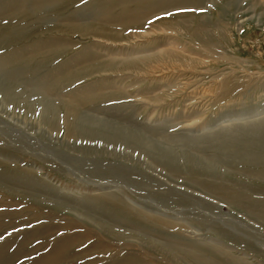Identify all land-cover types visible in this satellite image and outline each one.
Instances as JSON below:
<instances>
[{
  "label": "rangeland",
  "instance_id": "obj_1",
  "mask_svg": "<svg viewBox=\"0 0 264 264\" xmlns=\"http://www.w3.org/2000/svg\"><path fill=\"white\" fill-rule=\"evenodd\" d=\"M77 1L67 0L66 3L70 4L72 8L62 9L64 18L59 19L63 21L57 19L54 13L50 14V17H52L48 21L49 23L46 22L39 28L27 30L21 36L0 44V79H2L1 76L5 75L4 73L15 67L16 63L14 64V62L32 56L36 50L42 47L45 52H49L50 49V52L55 51L57 48L59 50L55 51L58 52L56 56L50 59L44 67L38 68L36 63L29 65V69L24 75L26 87L33 88V84L44 79L46 74L49 76L52 70L67 66L73 61L74 56L83 49H94L93 51L96 49L95 52L105 56H125L124 53L130 50H135L137 53L140 51L149 53L151 46L158 47L156 48L158 50L168 40H174V42L179 43L180 47H185L187 55V61L182 66L178 65L175 70L145 74L147 69H145L144 64L138 63L135 70H128L129 73L127 70L122 69V71L118 69L103 70V72L98 71L99 73L96 71L97 73L80 75V77L72 80L73 82L65 83L60 89L61 93L53 91L50 97L55 100L56 97L66 96L73 90L85 92L90 88L101 87L102 89L104 87L102 91L109 96V99L97 105L96 108H101L97 114L102 115L101 117H108L117 123L126 124L131 129L136 128L138 132L140 131V133L152 139L159 141L163 138L162 143L170 148L168 151L176 159V164L173 167H167V165H164L166 162L164 163L156 156L154 157L149 152L146 155V151H140V149L128 146L125 143H110L101 138L84 137L78 138V140L68 137L63 122L64 112L60 109V106L56 112L60 121V129L58 130L45 123L42 105H36L32 109L19 108L8 101L5 95L0 92V110L8 113V115H3L4 112L0 111V264H38V261L41 260L40 264L46 262V264L48 262L50 264H55L54 262L56 264L58 262V264H88L90 261L102 258L99 264H109L108 261L113 257L121 256L120 258H123L133 252L136 253L138 258L140 257V260L143 258L142 261H145L146 264H198L192 262L191 257L184 251L179 253L181 262L174 261L164 254L148 253L140 245L142 239L144 241H147V239H157L159 241L165 239L167 242L180 243L188 249L198 248L199 239H204L206 242L216 244L220 249V254L225 253L232 258H228L226 262L222 259L225 257L213 254L211 256L213 260L215 259L218 262L221 260L223 264H236L235 260L239 256V259L245 258L252 264H264V216L257 210L264 206V178L257 176L258 173L264 172V159L255 164H242L240 160L235 158L234 151L214 144L215 140L210 139L211 135H209V140L205 139L206 141L204 139L191 140L193 137L204 138L205 136L200 135L205 132H208V134L223 132V129H226L222 128L223 125L251 124L252 122L255 123L257 116H259L258 118H264L262 116L264 115V0H205L203 3L205 9L194 7L176 9L170 11L171 15L162 13L153 17L148 22L149 25L147 23V27H145V31L150 33L147 37H138L134 40L132 36H129L132 35L130 30L127 31V38L115 41L96 38L91 34H78V32L72 34L70 31L55 27V23L61 25V22L66 20L65 18H67L69 12L77 11L89 0H81L74 6L73 3ZM18 2L20 0H0L1 31H3L2 27L7 25L10 17L14 15L15 9L19 7ZM194 14L196 17H194ZM197 16H204V24H207H205L207 32H202V35L199 33L201 31L197 29ZM7 17L9 18L7 19ZM178 19H180V24L184 20L188 21V25L193 27L191 29L198 30L199 39L203 36L201 38L205 40V43L201 39L197 41L190 36V32L185 30L183 24L181 26L177 24L176 20ZM173 24H176V26ZM223 25L225 27L228 25V28L226 27L225 30ZM210 30L212 33L209 32ZM1 31L0 34H3L4 32ZM97 41L100 43H97ZM61 47H64V49H60ZM111 71L113 72L111 73ZM48 79L51 80L52 78ZM50 82L52 83V81ZM83 88L85 89L83 90ZM111 88L115 93L110 90ZM35 97L37 95L31 99ZM233 136V139L238 140L236 142L245 140L242 131H236ZM226 137L224 134L221 138ZM6 143L8 144L6 145ZM194 143L195 146L193 147ZM196 146H202L203 149L198 152ZM85 147L86 150H84ZM72 148H76L77 151H72ZM253 151L256 154L258 153L257 155L261 159L264 157L263 148L255 147ZM206 155L211 159L214 157L215 162H217H213L211 174H205L206 176L192 175L190 170L192 165L198 163L200 157H207ZM3 157L8 158L7 161ZM159 164H161L160 167ZM180 164L182 165L180 166ZM12 167L14 168L12 169ZM12 170L15 173L18 170V172L15 174L12 173ZM29 179H33V182ZM108 181L110 183L115 182L114 184L118 185L114 189L119 192L118 195L126 204L129 205L130 203L129 208L132 210L133 215L128 213L111 215V207L104 203L103 197L101 198L102 195L99 194L105 192ZM207 181L225 187L230 186L232 189L240 186L239 188L243 190L245 196L256 200V203L253 202V210L245 206L230 204L227 200L218 197L217 194L205 190L201 184ZM23 186H25V190ZM99 186L104 188L98 189ZM242 186L244 187L242 188ZM201 198L205 201L200 202ZM93 199L97 203H94L96 201ZM89 201L93 204H90ZM64 203H72L75 208H78L79 212L91 216L95 222L120 225L119 229L124 233V238L118 241L117 238L103 235L92 222L88 223L81 219L75 209L63 207ZM63 216H66L64 221L61 220ZM139 216L146 219L140 220ZM113 218L117 221L112 220ZM157 218L170 221L171 224L174 223L175 225L172 224V227L167 228L165 225L155 224L153 220L155 221ZM61 225L65 229L60 230ZM88 228L94 229L100 235L97 237L92 236L93 238L89 237L86 232ZM156 229L161 231L159 232ZM183 229L191 233L195 232V234L192 233L193 235H191L188 232V234L190 233L189 237L186 233H184L186 237L180 236V234H183ZM170 230L173 231V234L182 232L179 236H170ZM71 235H79L81 240L77 243L76 248L72 249L71 247L67 251L65 255H69L64 256V260L60 258V261L63 260L62 262L57 258L56 261V259L48 257L51 253L48 254L47 252H53L49 249L55 248L59 241L64 243L66 238ZM24 239L26 240L24 241ZM18 243L20 244L18 245ZM26 246L27 248H25ZM93 247L94 249H92ZM107 248L110 251L108 253L103 252ZM82 250L86 251L82 253ZM78 251H81V254L80 252L78 254ZM41 254L48 257L44 263V256ZM69 257L72 258L69 259ZM230 260L234 261L231 262Z\"/></svg>",
  "mask_w": 264,
  "mask_h": 264
},
{
  "label": "bare ground",
  "instance_id": "obj_2",
  "mask_svg": "<svg viewBox=\"0 0 264 264\" xmlns=\"http://www.w3.org/2000/svg\"><path fill=\"white\" fill-rule=\"evenodd\" d=\"M6 1V0H5ZM20 0L19 7L15 9L16 11L14 12V15L10 17V19L7 22V25L2 27L1 32H4L1 38H0V44L3 42H7L8 40L12 38H17L27 32V30H30L32 28H39L40 26H43L44 24L49 23L48 21L51 19L50 14H55L57 19L63 17L64 18V11L66 9H69L70 4L68 5L67 0ZM81 0H78L75 4L79 3ZM85 1V0H84ZM83 1V2H84ZM205 0H89L85 5H82L80 9L77 11H74L73 13L69 12L66 20L64 22H61L62 24L59 25L55 23V27L61 30H66L74 33H81V34H91L95 36L96 38H102L106 40H122L123 38H127L128 34L127 31L131 30V34L129 36H132V38H138V37H147L149 36L150 33H147L145 31L146 24L153 18L156 17L162 13H170V11H174L176 9H187V8H197V9H202L204 8L203 3ZM212 1V0H211ZM254 1V0H253ZM74 2V1H73ZM207 2V1H206ZM231 2V1H230ZM224 3V2H223ZM81 4V3H80ZM66 5H68L66 7ZM79 5V4H78ZM258 5V3H257ZM73 6V7H74ZM77 6V5H76ZM17 7V6H16ZM229 7V6H228ZM227 7V8H228ZM233 7V6H232ZM72 8V7H71ZM79 8V7H78ZM1 9V7H0ZM63 9V10H62ZM205 9V8H204ZM29 10V11H28ZM62 10V11H61ZM10 11V10H9ZM13 11V10H12ZM66 12V11H65ZM190 12V11H189ZM10 13V12H9ZM188 13V12H187ZM186 13V14H187ZM193 13V12H191ZM5 15V14H4ZM166 16V14H164ZM182 15V14H181ZM190 15V14H189ZM193 15V14H192ZM195 15V14H194ZM202 15V14H201ZM9 16V15H8ZM199 16V15H198ZM197 16V17H198ZM2 17V15H1ZM54 17V16H53ZM184 15L182 16V18ZM196 17V15L194 16ZM5 18V16H4ZM9 17H7L8 19ZM62 18V19H63ZM160 19V17H158ZM168 18V17H167ZM173 18V17H171ZM181 18V17H180ZM192 18V17H190ZM209 18V17H208ZM221 18V17H220ZM198 22L194 20V22L197 23V29L200 30V34L202 32L206 33L207 30L205 28L204 24V16H200L197 18ZM54 20V19H52ZM51 20V22H53ZM61 20V19H59ZM207 20V19H206ZM205 20V21H206ZM55 21V20H54ZM63 21V20H61ZM162 21V20H161ZM171 21V20H170ZM180 19L176 20L178 22L177 24L185 27V30L190 32V36H192L195 40L198 41L199 39V34L197 33L198 30H193L191 28V25H188V21H183L181 24L179 23ZM173 22V21H172ZM175 22V23H176ZM193 22V23H194ZM207 22V21H206ZM219 22V21H218ZM223 22V21H222ZM168 23V22H167ZM209 23V22H208ZM151 24V23H150ZM217 24V21H216ZM149 25V23H148ZM162 25V24H161ZM159 25V26H161ZM164 25V24H163ZM166 25V24H165ZM174 25V24H173ZM207 25V24H206ZM171 26V25H170ZM169 26V27H170ZM176 26V24L174 25ZM173 26V27H174ZM209 26V25H208ZM225 30L226 27L228 28V25L225 27L223 25ZM172 27V28H173ZM183 28V27H182ZM195 28V26H194ZM209 28V27H208ZM1 29V28H0ZM153 29V28H152ZM210 29V28H209ZM220 29V27H219ZM53 30V29H52ZM179 30V29H178ZM177 30V31H178ZM221 30V29H220ZM6 31V32H5ZM158 31V30H156ZM224 31V30H223ZM41 32V31H40ZM51 32V31H50ZM160 32V31H159ZM209 32L212 33L210 30ZM175 33V32H174ZM223 33V32H221ZM225 33V32H224ZM37 34V33H36ZM35 34V35H36ZM181 34V33H180ZM189 34V33H188ZM4 35V36H3ZM127 35V36H126ZM202 35V34H201ZM200 35V36H201ZM210 35V33H209ZM90 37V35H88ZM184 36V35H183ZM182 36V37H183ZM187 36V35H186ZM189 36V37H190ZM212 36V35H211ZM222 36V35H221ZM83 37V36H82ZM168 37V36H167ZM172 37V36H171ZM203 38V36H201ZM200 37V39L205 43V40H203ZM58 38V37H57ZM94 38V37H93ZM206 38V37H205ZM38 39V38H37ZM60 39V38H58ZM182 39V38H181ZM185 39V38H184ZM199 39V40H200ZM209 40V38H207ZM212 39V38H211ZM216 39V37H215ZM22 40V39H21ZM135 40V39H134ZM142 40V39H141ZM168 40V39H167ZM11 41V40H10ZM18 41V40H17ZM31 41V40H30ZM129 41V40H128ZM176 41V40H175ZM185 41V40H184ZM214 41V40H213ZM46 42V41H45ZM112 42V41H111ZM191 42V41H190ZM195 42V41H194ZM215 42V41H214ZM15 43V42H13ZM97 43H100L97 41ZM104 43V42H103ZM155 43V42H154ZM38 44V43H37ZM193 44V42H192ZM6 45V44H5ZM9 45V44H8ZM62 45V44H61ZM97 45V44H96ZM212 45V44H211ZM1 46V45H0ZM186 46V45H185ZM213 46V45H212ZM45 47V46H44ZM43 48V47H42ZM38 49L36 50L32 56H29L28 58H21L19 61L14 62L15 67H13L10 71L4 73L5 75L1 76L2 79H0V92H2L6 99L10 101L12 104L19 108H27V109H32L36 105H42L43 107V115L46 120L45 123H47L51 128L53 129H60V121L57 112V108L60 106L64 112V126H65V131H66V136L78 139V138H101L104 141L110 142V143H125L128 146L134 147L136 149H140L146 151V155L149 152L150 154L156 156L159 160L163 161L167 165V167H173L176 163V159L171 155V152L168 151L170 148L166 147L167 145L164 146V143H162L163 138L161 140L157 139H152L149 136H146L140 131L138 132L135 129L129 128L128 125L126 124H120L117 123L108 117H101L97 114L98 110L101 108H96L98 107L97 105L104 102L105 100L109 99V96L102 91L101 87L99 88H90V90H87L85 92L81 91H70L68 95L64 96H59L58 98L56 97L55 100H53L50 96V94L53 91H58L61 93L60 89L62 88L65 83H71L72 80H75L76 78L80 77V75H87L93 72H103V70H109V69H118V70H135L137 67L136 65L138 63L144 64L145 69L147 71L145 74L148 73H164L165 70H175L178 68V65H183L185 61H187V55H186V50L185 47L182 48L180 47L179 43L168 40L166 43L161 45V49H156L158 47L151 46L149 49V53H143V52H136L135 50H130L127 53H124L125 56H105V55H100L98 52L93 51L94 49H83L80 51V53H77L76 56H74L73 61L68 64L67 66L64 67H59L57 69H54L50 72L49 76L46 74V77L44 79L39 80L37 83L33 84L32 87H26L27 85L25 84V79L24 75L28 71V67L31 63H36V66L38 68L44 67L47 62L54 58L58 52L59 49L57 48L53 52H45L43 49ZM53 48V47H52ZM64 49V47H61L60 49ZM182 48V49H181ZM49 49V48H48ZM55 49V48H54ZM52 49V50H54ZM204 49V48H203ZM47 50V49H46ZM15 51V50H14ZM19 51V50H18ZM100 51V49H99ZM194 51V50H193ZM13 52V51H12ZM102 53V52H101ZM115 53V52H114ZM113 53V54H114ZM10 54V53H9ZM20 54V53H19ZM8 55V54H7ZM107 55V54H106ZM22 56V55H20ZM26 57V56H25ZM4 58V57H3ZM107 60L106 62H104ZM190 61V60H189ZM188 61V62H189ZM20 62V63H19ZM192 62V61H191ZM13 63V62H12ZM51 63V62H50ZM187 63V62H186ZM193 64V63H192ZM17 65V66H16ZM197 65V64H196ZM195 65V66H196ZM143 66V65H142ZM184 67V66H183ZM186 67V65H185ZM194 67V66H192ZM191 67V68H192ZM200 67V66H199ZM139 68V67H138ZM180 68V67H179ZM196 69V68H195ZM199 69V68H198ZM102 70V71H101ZM121 70V71H122ZM144 70V69H143ZM183 70V69H182ZM128 71V73H129ZM141 71V70H140ZM137 71V72H140ZM41 72V71H40ZM96 72V73H97ZM113 71H111L112 73ZM99 73V72H98ZM119 73V72H118ZM136 73V72H134ZM166 73V72H165ZM108 74V73H107ZM186 74V73H185ZM128 75V74H127ZM134 75V74H133ZM136 75V74H135ZM83 77V76H82ZM48 78H52L49 80ZM126 79V78H125ZM80 80V79H79ZM52 81V83L50 82ZM229 81V80H227ZM73 82V81H72ZM75 82V81H74ZM111 84V83H110ZM109 84V85H110ZM30 85V84H29ZM100 85V84H98ZM104 85V84H103ZM106 85V84H105ZM101 86V85H100ZM86 88V87H85ZM83 88V90L85 89ZM113 88V87H112ZM112 88L110 89L112 91ZM87 89V88H86ZM117 89V87H116ZM115 89V91H116ZM81 90V89H80ZM106 90V89H105ZM114 90V89H113ZM118 91V90H117ZM108 92V91H107ZM113 92V91H112ZM115 93V92H113ZM34 99H31L32 97L36 96ZM112 95V94H111ZM151 95V94H150ZM115 96V95H114ZM112 97V96H111ZM126 97V96H125ZM124 97V98H125ZM147 98V97H146ZM122 99V98H121ZM116 100V99H115ZM155 100V99H154ZM110 101V100H109ZM7 105V104H6ZM9 105V104H8ZM154 105V104H153ZM126 106V105H125ZM89 107V109H87ZM118 107V106H117ZM115 108V107H113ZM123 108V107H121ZM128 108V107H126ZM4 109V108H3ZM40 109V108H39ZM59 109V108H58ZM119 110V109H117ZM123 110V109H122ZM139 110V109H138ZM1 112H4L0 110ZM121 111V110H120ZM129 111V110H128ZM122 112V111H121ZM127 113V111H126ZM129 114V113H128ZM263 114V113H262ZM3 115H8L7 111L4 112ZM125 115V114H124ZM130 116V115H129ZM264 117V115H262ZM126 117V116H125ZM259 116L256 117L255 123H242V125H223L222 128L223 132H219L216 134H208L202 133L200 136H205L204 138L201 137H193L191 138L192 141L198 140V139H207L209 140V135H211L210 139H214L216 145L222 146V148L227 149V150H232L235 152V158L240 160V162L247 163V164H255L258 161H262L264 157L261 159L253 149L255 147H260L264 149V118H258ZM261 117V115H260ZM114 119V118H112ZM115 120V119H114ZM135 120V119H134ZM230 121V120H228ZM134 122V121H133ZM231 124V123H230ZM147 127V126H146ZM164 127V126H163ZM145 128V127H144ZM162 128V126H161ZM9 130V129H8ZM15 130V129H14ZM13 130V131H14ZM17 130V129H16ZM152 130V129H151ZM155 130V129H154ZM159 130V129H158ZM219 130V129H218ZM221 130V129H220ZM7 131V130H6ZM161 131V130H160ZM217 131V130H216ZM236 131H242L243 132V137L245 140H241L239 142H236L238 140L233 139ZM211 132V131H210ZM10 133V132H9ZM152 133V132H151ZM155 133V132H154ZM224 134L227 136L226 138H221L224 136ZM2 135V134H1ZM24 135V134H23ZM149 135V134H148ZM152 135V134H151ZM30 136V133H29ZM156 136V135H155ZM230 136V137H229ZM21 137V136H20ZM176 137V136H174ZM180 137V136H179ZM182 137V136H181ZM154 138V137H153ZM159 138V139H160ZM186 138V137H184ZM190 138V137H189ZM236 138V137H235ZM68 139V138H67ZM167 139V138H166ZM165 139V140H166ZM179 139V138H178ZM177 139V140H178ZM181 139V138H180ZM188 139V137H187ZM1 140V139H0ZM7 140H9L7 138ZM6 140V141H7ZM15 140V139H14ZM69 140V139H68ZM79 140V139H78ZM164 140V141H165ZM4 141V139H3ZM12 141V140H11ZM83 141V140H82ZM169 141V140H168ZM167 141V142H168ZM183 141H185L183 139ZM206 141V140H205ZM257 141V142H256ZM13 142V141H12ZM20 142V141H19ZM197 142V141H196ZM204 142V141H203ZM202 142V143H203ZM188 143V142H187ZM186 143V144H187ZM8 143H6L7 145ZM11 144V142H10ZM16 144V143H15ZM201 144V143H199ZM21 145V144H20ZM25 145V144H24ZM27 145V144H26ZM46 145V144H45ZM87 145V144H86ZM182 145V144H181ZM197 145V144H196ZM53 146V145H52ZM184 146V145H183ZM195 146V143L193 147ZM241 146V147H240ZM8 147V146H7ZM12 147V146H11ZM17 147V146H16ZM119 147V146H118ZM187 147V146H186ZM196 151L200 152L201 149H203L202 146H196ZM205 147V146H204ZM6 148V147H5ZM23 148V147H22ZM42 148V147H41ZM69 148V147H68ZM91 148V146H90ZM9 149V147H8ZM20 149V148H19ZM39 149V148H38ZM44 149V148H43ZM42 149V150H43ZM73 149V148H72ZM74 148L72 151H77V149ZM82 149V148H81ZM133 149V148H132ZM187 149H189L187 147ZM71 150V149H70ZM86 150V147L85 149ZM81 150V151H84ZM98 150V149H97ZM106 150V149H104ZM14 151V150H13ZM79 151V150H78ZM80 151V152H81ZM95 151V150H94ZM126 151V150H125ZM186 151V150H185ZM12 152V151H11ZM16 152V151H14ZM36 152V150H35ZM52 152V151H51ZM91 152V151H90ZM205 152V151H204ZM203 152V153H204ZM44 153V152H43ZM77 153V152H75ZM96 153V152H95ZM94 153V154H95ZM80 154V153H79ZM91 154V153H90ZM89 154V155H90ZM106 154V151H105ZM126 154V153H125ZM193 154V153H192ZM18 155V154H17ZM81 155V154H80ZM85 155V154H84ZM92 155V154H91ZM90 155V156H91ZM110 155V154H109ZM179 155V154H178ZM182 155V154H181ZM185 155V154H184ZM196 155V154H195ZM203 156V155H202ZM207 156V155H206ZM117 157V156H116ZM5 158V157H3ZM2 158V159H3ZM55 158V157H54ZM75 158V157H74ZM121 158V157H120ZM208 158L207 157H200L198 163H195L191 167V173L192 175L194 174H200V175H209L211 174V166L213 162H215V158L212 157ZM8 159V158H7ZM5 158V161H7ZM12 159V158H10ZM85 159V158H84ZM119 160V158H118ZM133 160V159H131ZM182 160V159H181ZM4 161V160H3ZM9 161V160H8ZM11 161V160H10ZM13 161V159H12ZM62 161V160H61ZM84 161V160H83ZM136 161V160H135ZM264 161V160H263ZM132 162V161H131ZM138 162V161H136ZM183 162V161H182ZM185 162V161H184ZM13 163V162H10ZM71 163V162H70ZM100 163V162H99ZM134 163V162H133ZM161 163V162H160ZM217 163V162H215ZM224 163V162H223ZM9 164V163H8ZM101 164V163H100ZM189 164V163H188ZM193 164V163H190ZM13 165V164H12ZM117 165V164H116ZM135 165V164H134ZM182 164H180L181 166ZM71 166V165H70ZM85 166V165H83ZM118 166V165H117ZM161 164H159V167ZM252 166V165H251ZM75 167V166H74ZM78 167V166H77ZM178 167V166H177ZM219 167V166H218ZM14 167H12L13 169ZM80 168V167H79ZM121 168V167H120ZM186 168V167H185ZM84 169V168H83ZM122 169V168H121ZM135 169V168H134ZM153 169V168H152ZM177 169V168H176ZM240 169V168H239ZM16 170V167H15ZM76 170V169H75ZM89 170V169H88ZM96 170V169H95ZM127 170V169H126ZM166 170V169H165ZM180 170L184 171L183 169L180 168ZM78 171V170H77ZM93 171V169H92ZM104 171V170H103ZM177 171V170H176ZM240 171V170H239ZM251 171V170H250ZM259 171V170H258ZM14 170H12V173ZM18 172V170H17ZM16 172V173H17ZM84 172V171H83ZM90 172V171H89ZM15 173V172H14ZM15 173V174H16ZM85 173V172H84ZM91 173V172H90ZM134 173V172H133ZM185 173V171H184ZM9 174V173H8ZM19 174V173H18ZM173 174V173H172ZM186 174V173H185ZM190 174V173H189ZM219 174V173H218ZM251 174V173H250ZM257 174V173H256ZM7 175V174H6ZM93 175V174H92ZM95 175V174H94ZM123 175V174H122ZM125 175V174H124ZM134 175V174H132ZM137 175V174H135ZM188 175V174H187ZM205 175V176H206ZM214 175V174H213ZM211 175V176H213ZM220 175V174H219ZM225 175V174H224ZM12 176V175H11ZM20 176V175H19ZM120 176V175H119ZM256 176V175H255ZM258 177L260 176L261 178H264V172H260L257 175ZM7 177V176H6ZM179 177V176H175ZM215 177V175H214ZM221 177V176H220ZM19 178V177H18ZM21 178V177H20ZM131 178V177H130ZM169 178V177H168ZM172 178V177H171ZM209 178V176H208ZM217 178V177H216ZM224 178V177H223ZM256 178V177H255ZM147 179V178H146ZM2 180V179H1ZM24 180V176H23ZM31 179H29L30 181ZM130 180V179H128ZM127 180V181H128ZM188 180V179H187ZM224 180V179H223ZM231 181V178L229 179ZM236 180V179H235ZM14 181V180H13ZM33 182V179L31 180ZM135 181V180H134ZM193 181V180H192ZM195 181V180H194ZM214 181V180H213ZM216 181V180H215ZM225 181V180H224ZM5 182V181H4ZM3 182V183H4ZM132 182V181H131ZM198 182V181H197ZM202 182V181H201ZM223 182V181H222ZM234 182V180H232ZM18 183V182H17ZM20 183V182H19ZM29 183V182H28ZM115 183V182H114ZM110 183L108 181L107 187H105V192L99 193L101 194V198L103 197L104 203L107 204V206L111 207L110 211H112V216L114 215H123V214H131L132 210L129 208V205L125 203V201L122 200V198L118 195V191L115 190V187H118V185ZM148 183V182H147ZM195 183V182H194ZM199 183V182H198ZM237 183H239L237 181ZM261 183V181H259ZM23 184V183H22ZM32 184V183H31ZM139 184V183H138ZM223 184V183H222ZM236 184V183H235ZM242 184V183H241ZM239 184V185H241ZM3 185V184H2ZM198 185V184H197ZM203 185L204 189L211 192L212 194H217L218 197L220 196L221 198L227 200L230 204L240 205V206H245L247 208H252L253 210V202L256 203L255 199H249L247 196H245V193H243V190L241 188H230L225 187L223 185H220L218 183H214L211 181H207L205 183H202L201 186ZM243 185V184H242ZM12 186V185H11ZM15 186V185H13ZM20 186V185H19ZM18 186V187H19ZM29 186V185H28ZM33 186V185H32ZM255 186V185H254ZM4 187V186H3ZM16 187V188H18ZM24 190H25V186ZM131 187V186H130ZM145 187V186H144ZM244 186H242L243 188ZM250 187V186H249ZM248 187V188H249ZM14 188V187H12ZM22 188V187H20ZM33 188V187H32ZM104 187L99 186L98 189H102ZM138 188V187H137ZM146 188V187H145ZM257 188V187H256ZM3 189V188H2ZM19 189V188H18ZM34 189V188H33ZM245 189V188H244ZM247 189V185H246ZM245 189V190H246ZM255 189V188H254ZM22 190V189H21ZM248 190V189H247ZM246 190V191H247ZM251 190V189H250ZM33 191V190H32ZM39 191V190H38ZM37 191V192H38ZM101 191V190H100ZM256 191V190H255ZM261 191V190H260ZM12 192V191H11ZM10 192V194H11ZM40 192V191H39ZM260 193V192H259ZM17 194V192H16ZM15 194V195H16ZM19 194V192H18ZM253 194V193H252ZM164 195V194H163ZM205 195V194H204ZM100 197V196H98ZM97 197V198H98ZM250 197V196H249ZM11 198H13L11 196ZM18 198V197H17ZM211 198V197H210ZM251 198V197H250ZM261 198V197H259ZM43 199V198H42ZM222 199V200H223ZM262 199V198H261ZM3 200V199H1ZM6 200V199H5ZM8 200V198H7ZM6 200V201H7ZM44 200V199H43ZM53 200V199H52ZM95 200V199H93ZM199 201V199L197 198ZM48 201V200H47ZM55 201V200H54ZM96 201V200H95ZM203 201L202 198L200 202ZM205 201V200H204ZM203 201V202H204ZM264 201V200H263ZM34 202V201H33ZM90 202V201H89ZM14 203V202H13ZM22 203V202H21ZM30 203V202H27ZM38 203V202H37ZM93 204V202H90V204ZM94 203H97L94 202ZM101 203V202H100ZM1 204V202H0ZM40 204V203H39ZM99 204V203H98ZM97 204V205H98ZM206 204V203H205ZM260 204V203H259ZM262 204V203H261ZM46 205V204H45ZM65 208H70V209H75V211L78 213V216L83 219L85 222L88 223H93L96 225L101 233L107 237L111 238H117L120 241L121 239L124 238V233L120 231V225H113V224H108V223H98L92 220L91 216H88L86 214H82L79 212L78 208H75L72 203L63 204ZM101 205V204H99ZM103 205V204H102ZM25 206V205H24ZM62 206V205H61ZM79 206V205H77ZM92 206V205H91ZM231 206V205H230ZM5 207V206H4ZM8 207V206H7ZM11 207V206H10ZM14 207V206H13ZM21 207V206H18ZM53 207V206H52ZM101 207V206H99ZM106 207V206H105ZM107 207V208H109ZM41 208V207H40ZM82 208V207H81ZM98 208V206H97ZM104 208V207H101ZM239 208V207H238ZM42 209V208H41ZM47 209V208H46ZM92 209V208H91ZM95 210V209H94ZM99 210V208H98ZM256 210V209H255ZM258 212L264 216V206L257 209ZM46 211V210H45ZM48 211V210H47ZM53 211V210H52ZM92 211V210H91ZM104 211V209H103ZM101 211V212H103ZM20 212V211H19ZM40 212V211H39ZM38 212V213H39ZM35 213V212H33ZM37 213V212H36ZM44 213V212H42ZM57 213V212H56ZM256 213V212H255ZM40 214V213H39ZM53 214V213H50ZM101 214V213H99ZM138 214V213H137ZM42 215V214H40ZM48 215V214H47ZM143 215V214H142ZM29 216V214H28ZM59 216V215H58ZM110 216V215H108ZM106 216V217H108ZM111 216V217H112ZM141 216V215H140ZM139 216V217H140ZM30 217V216H29ZM46 217V216H45ZM53 217V216H52ZM51 217V218H52ZM66 217V216H65ZM63 216V220L64 218ZM70 217V216H69ZM116 217V216H115ZM126 217V216H125ZM128 217V216H127ZM147 218V215L145 216ZM154 217V216H153ZM35 218V217H33ZM38 218V217H37ZM47 218V217H46ZM105 218V217H104ZM110 218V217H109ZM146 218H141L140 220H144ZM259 218V217H258ZM35 220V219H33ZM37 220V219H36ZM40 220V219H39ZM38 220V221H39ZM59 221V219H57ZM106 220V219H105ZM114 220V218L112 219ZM51 221V219H50ZM62 221V222H63ZM74 221V220H73ZM115 221V220H114ZM117 221V220H116ZM115 221V222H116ZM148 221V219H147ZM52 222V221H51ZM57 222V221H56ZM68 222V221H67ZM155 224H162L165 225L167 228L172 227V223L167 220L159 219L157 218L155 221L153 220ZM31 223V222H30ZM45 223V222H43ZM61 223V221H60ZM112 223V222H111ZM120 223V221H119ZM38 224V223H37ZM40 224V223H39ZM38 224V225H39ZM57 224H59L57 222ZM62 224V223H61ZM81 224V223H80ZM79 224V225H80ZM122 224V223H121ZM152 224V221H151ZM29 225V224H28ZM41 225V224H40ZM70 225V224H69ZM123 225V224H122ZM149 225V224H148ZM147 225V226H148ZM175 225V224H174ZM173 225V226H174ZM62 228L60 227V230L63 229V225H61ZM75 226V225H74ZM77 226V225H76ZM82 226V225H81ZM146 226V225H145ZM150 226V225H149ZM158 226V225H157ZM42 227V226H41ZM58 227V226H56ZM79 227V226H78ZM87 227V226H86ZM151 227V226H150ZM40 228V227H39ZM45 228V227H44ZM67 228V226H66ZM72 228V227H71ZM70 228V229H71ZM76 228V227H75ZM160 228V227H159ZM174 228V227H173ZM185 228V227H184ZM190 228V227H187ZM186 228V229H187ZM43 229V228H41ZM65 229V228H64ZM86 229V228H84ZM152 229V228H151ZM154 229V228H153ZM152 229V230H153ZM186 229H183V234H173L171 231L170 236H184L186 237V234L188 232ZM34 230V229H32ZM54 230V229H53ZM158 230V229H156ZM155 230V231H156ZM186 230V231H185ZM28 231V230H27ZM38 231V230H37ZM45 231V230H44ZM50 231V230H49ZM48 231V232H49ZM68 231V230H67ZM85 231V230H84ZM159 232L161 230H158ZM164 231V229H163ZM162 231V232H163ZM43 232V231H40ZM46 232V231H45ZM59 232V231H58ZM66 232V231H65ZM74 232V231H73ZM83 232V231H81ZM87 235L89 237H97L100 234H98L94 229L88 228L87 229ZM29 233V231H28ZM44 233V232H43ZM76 233V232H75ZM191 233V232H190ZM189 233V234H190ZM195 234V232H192ZM191 233V235H193ZM24 234V233H23ZM46 234V233H45ZM53 234V233H52ZM78 234V232H77ZM85 234V233H84ZM143 234V232H142ZM188 234V237H189ZM230 234V233H229ZM29 235V234H27ZM26 235V236H27ZM36 235V234H35ZM34 235V236H35ZM49 235V234H47ZM161 235V234H160ZM57 236V235H56ZM59 236V235H58ZM29 237V236H27ZM92 237V238H93ZM66 238V237H65ZM105 238V237H104ZM166 238V237H165ZM182 238V237H181ZM32 239V238H31ZM30 239V240H31ZM55 239V238H54ZM53 239V240H54ZM62 239V238H60ZM26 239H24L25 241ZM34 240V239H33ZM50 240V239H49ZM81 239L79 238V235L76 236H69L66 238L64 243H59L55 248H51L49 250H53V252H47L49 254L48 257L51 259H58L60 261V258L62 259L67 253V251L72 249L77 245V243ZM106 240V239H105ZM196 240V239H195ZM23 241V242H24ZM32 241V240H31ZM44 241V240H43ZM47 241V240H46ZM192 241V240H191ZM85 242V241H84ZM141 247L145 248L147 252H151L157 255H166L169 256L172 260L181 262L179 253L180 251L187 252V254L191 257L192 262H196L198 264H223L222 261L218 262L217 260H213L211 257L213 254H218L221 255L223 260H228V258H231L230 256H227L225 253L220 254V249L216 244L206 242L204 239H199V246L198 248H184L180 243L176 242H167L164 240L159 241L157 239H147V241H144L143 239L141 240ZM12 243V242H11ZM10 243V245H11ZM50 243V242H49ZM20 243H18L19 245ZM30 244V243H29ZM43 244V243H42ZM92 244V243H91ZM107 244V241H106ZM34 245V244H33ZM113 245V244H111ZM12 246V245H11ZM31 246V245H30ZM36 246V245H35ZM47 246V244H46ZM50 246V245H49ZM82 246V245H81ZM118 246V245H117ZM133 246V245H131ZM9 247V246H8ZM7 247V249H8ZM33 247V246H32ZM100 247V246H99ZM103 247V246H101ZM129 247V246H128ZM221 247V246H220ZM5 248V247H4ZM27 248V246L25 247ZM104 248V247H103ZM124 248V247H123ZM138 248V247H137ZM32 249V248H29ZM48 249V248H47ZM46 249V250H47ZM87 249V248H86ZM94 249V247L92 248ZM91 249V250H92ZM102 249V248H101ZM223 249V248H222ZM6 250V249H4ZM27 251V249H25ZM40 250V248H39ZM45 250V251H46ZM47 250V251H49ZM88 250V249H87ZM90 250V251H91ZM112 250V249H111ZM114 250V248H113ZM225 250V248H224ZM3 251V249H2ZM1 251V252H2ZM25 251V252H26ZM33 251V250H32ZM44 251V250H43ZM83 251L86 250H82ZM110 251L109 248L105 249L103 252ZM136 251V250H134ZM138 251V250H137ZM140 251V250H139ZM19 252V251H17ZM23 252V251H22ZM76 252V251H74ZM81 254V251H78V254ZM96 252V251H95ZM120 252V251H119ZM117 252V253H119ZM4 253V252H3ZM28 253V252H27ZM45 253V252H44ZM73 253V252H72ZM110 253V252H109ZM227 253V252H226ZM229 253V250H228ZM89 254V253H88ZM106 254V253H105ZM116 254V253H115ZM232 255V253H230ZM19 255V254H18ZM25 255V254H24ZM42 255V254H41ZM47 255V254H45ZM92 255V254H90ZM90 255H88L90 257ZM39 256V255H38ZM37 256V257H38ZM44 256V255H42ZM215 256V255H214ZM18 257V256H17ZM41 257V256H39ZM44 256L43 258V263L47 260L48 258ZM87 257V256H86ZM99 257V256H98ZM116 257V258H115ZM113 257V259H110L108 261L109 264H146L144 263L145 261L140 260V257L138 258L136 253H129L125 257L120 258L118 256ZM186 257V256H184ZM239 257V256H238ZM236 258V264H252L248 262L245 258L239 259ZM72 257H69V259ZM91 258V257H90ZM93 258V257H92ZM112 258V257H111ZM212 258V259H211ZM4 259V258H3ZM56 259V261H57ZM68 259V260H69ZM81 259V258H80ZM89 259V258H87ZM94 259V258H93ZM103 259V258H102ZM102 259H95L93 261H90L88 264H96L102 261ZM221 259V258H219ZM232 259V258H231ZM234 259V258H233ZM34 260V259H33ZM64 260V258H63ZM62 260V261H63ZM92 260V259H91ZM144 260V259H143ZM42 261V260H41ZM41 261H38V264L41 263ZM51 261V260H50ZM54 261V260H52ZM60 261V262H62ZM74 261V260H72ZM107 261V260H106ZM190 261V260H188ZM231 261V260H230ZM234 261V260H232ZM231 261V262H232ZM37 262V261H36ZM66 262V261H65ZM71 262V261H70ZM163 262V261H162ZM187 262V261H186ZM191 262V261H190ZM225 262V263H226ZM1 263V262H0ZM16 263V260H15ZM47 263V262H46ZM45 263V264H46ZM52 263V262H51ZM56 264V262H54ZM59 263V262H58ZM57 263V264H58ZM81 263V262H80ZM103 263V262H102ZM165 263V262H164ZM184 263V262H182ZM189 263V262H188ZM235 263V262H234ZM31 264V263H30ZM50 264V262H48ZM71 264V263H70ZM185 264V263H184ZM194 264V263H193ZM227 264V263H226ZM229 264V263H228Z\"/></svg>",
  "mask_w": 264,
  "mask_h": 264
},
{
  "label": "snow or ice",
  "instance_id": "obj_3",
  "mask_svg": "<svg viewBox=\"0 0 264 264\" xmlns=\"http://www.w3.org/2000/svg\"><path fill=\"white\" fill-rule=\"evenodd\" d=\"M167 15H171V13H166Z\"/></svg>",
  "mask_w": 264,
  "mask_h": 264
}]
</instances>
